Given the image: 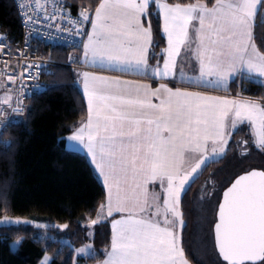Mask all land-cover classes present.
Returning a JSON list of instances; mask_svg holds the SVG:
<instances>
[{"label": "snow or ice", "instance_id": "obj_1", "mask_svg": "<svg viewBox=\"0 0 264 264\" xmlns=\"http://www.w3.org/2000/svg\"><path fill=\"white\" fill-rule=\"evenodd\" d=\"M153 14L166 37L159 59L152 51ZM257 14L264 19V0H100L94 13L81 17L91 30L93 66L116 73L87 82L93 97L89 115L94 103L95 119L85 138L96 142L116 185L118 209L131 205L136 213L115 214L120 247L111 264H189L182 243L186 186L206 161L223 157L239 125L249 126L252 139L236 143L264 156V96L199 90L226 92L237 77L264 78V47L253 43L252 34ZM184 49L185 59L198 64V75L186 82L195 87L182 88L183 77L176 80ZM216 191L212 185L208 195L215 198ZM215 210L213 241L224 264H242V253L256 257L247 264H264V170H248L221 189Z\"/></svg>", "mask_w": 264, "mask_h": 264}, {"label": "trees", "instance_id": "obj_2", "mask_svg": "<svg viewBox=\"0 0 264 264\" xmlns=\"http://www.w3.org/2000/svg\"><path fill=\"white\" fill-rule=\"evenodd\" d=\"M65 1L74 12L81 6L96 10L100 3V0ZM150 19L154 49L158 50L165 45L161 22L155 14ZM0 28L17 40L21 38L13 0H0ZM253 39L258 48L264 47V19L259 14L254 21ZM40 49L52 63L50 73L43 77L45 91L28 102L24 117L13 118L0 129V218L22 217L35 225L0 228V264H39L47 254L52 259L50 264H96L104 260L110 248L107 222L94 228L93 255L77 258L75 252L88 241L85 225L95 220L105 204V188L88 159L65 146V138L86 119L87 106L75 84L73 65L68 63L69 51L45 46ZM229 92L258 95L264 93V86L240 78L231 84ZM251 139L247 127L235 133L227 154L208 164L183 197L186 228L182 243L191 264H224L214 247L213 222L208 238L213 261L207 263L197 256L198 248L201 255L208 251L206 234L199 227L200 216L210 214L216 220L215 204L220 190L248 170H264V156L259 149L249 150V145L236 143ZM212 185L217 190L215 198L208 195ZM19 239L22 241L14 250L11 244Z\"/></svg>", "mask_w": 264, "mask_h": 264}, {"label": "built area", "instance_id": "obj_3", "mask_svg": "<svg viewBox=\"0 0 264 264\" xmlns=\"http://www.w3.org/2000/svg\"><path fill=\"white\" fill-rule=\"evenodd\" d=\"M21 38L15 39L0 28V89L15 85L10 108L0 105V129L12 118L24 117L28 102L45 91L43 77L52 64L41 47L69 51L68 63L76 62L75 51H83L89 26L81 17L95 9L81 6L74 12L65 0H13ZM79 12V13H78Z\"/></svg>", "mask_w": 264, "mask_h": 264}, {"label": "crops", "instance_id": "obj_4", "mask_svg": "<svg viewBox=\"0 0 264 264\" xmlns=\"http://www.w3.org/2000/svg\"><path fill=\"white\" fill-rule=\"evenodd\" d=\"M253 26H254V22H253ZM90 31L91 30L89 29L88 35H89ZM252 34H253V30H252ZM88 35H87V38L85 40L83 51H80L76 54V62L73 65V70L75 73V84L81 90V92L83 94V97H84V100H85V103L87 106V117L85 120L79 122L73 128L72 133L69 134L65 138V146H66V149L68 151L79 153L81 155H84L88 159V161L90 162V164L92 165V167L94 169L96 176L98 177L99 181L102 183L103 187L105 188L107 198H106L105 204L99 209V212L102 213V217H103V220L101 223L107 222L110 226L111 241H110V248H109L104 260L99 262V263H96V264H111V261L114 258V254L117 252L118 248L120 247V241H119L118 236L116 235V233L114 232L113 227H112V225L116 222V219H117L115 214L118 211L121 213L122 216H126L129 214L135 215L136 213H135V211L131 205L124 206V207L118 209V207L116 205V200H115L116 192H117L116 185H115L112 177L109 175L108 169L100 161V156L98 155L97 149L95 147L96 142L90 141L89 139L85 138L87 135V128L89 127L90 120L95 119V104L94 103H93V114L91 117L89 115V102L91 100H93V97L91 94V90L86 86L87 82L92 80V79H101L105 76L116 75V73L104 72L100 68L93 66L92 59H91V45H90V41L88 39ZM164 40H165V45L163 47H161L158 50H155L154 47L152 49V51L155 52L157 59H159L163 49L166 47V37L165 36H164ZM153 42H154V38H153ZM253 43H254V39H253ZM186 53H187V49L182 50L181 57L178 58V61H177L176 80L178 83L179 79L181 77H183V79L185 80V83L179 85L182 88L195 87V86H189L186 82L189 79H195L196 76L198 75V64H197V62L195 61L194 58L185 59ZM149 63L151 66H155V64H156V60L152 59L151 53H150V57H149ZM161 67H162V61H161ZM240 78H244V79H247L250 81L258 82L264 86V78H262V77H258L255 75H252V76L244 75V76L237 77V79H240ZM123 79L142 80V82H147V83L152 84L153 87H155L156 83H157L154 80H143V78L135 77V76H124ZM164 82H168V81L165 80ZM232 83L233 82L229 83V90L226 92L219 90V89H213L211 87L201 88L199 90L204 91L205 93H207L209 95L233 97L236 95L229 92ZM15 88H16L15 85L12 83L7 85L6 88H4V84H3L2 88L0 89V93L5 94L6 92L12 91L13 96H12L11 100H9L8 102H3V103L0 102V105H3L4 107L7 106L6 108H9L13 105L14 99H15ZM85 93H88V95L86 96ZM243 96L257 99V98L264 96V93L258 94V95H248V96L243 95ZM13 120L14 119L12 118L11 121H13ZM243 127H247L249 129V131L251 132L248 125H246V124L239 125L235 130L232 131V139H233V136L235 135V133H237ZM232 139L229 141V146H230ZM228 150H227V152H228ZM106 159H107V157H106ZM210 163H212V162L206 161L205 165H202L201 169L199 170L200 174L205 169V167ZM191 185H192V182H190V187H191ZM150 187H154V188H156L157 191H159V185H154V186H150ZM186 187L190 188L189 186H186ZM125 191H126V189L124 187H122L121 192L123 193ZM185 193L182 194V197H181V209H182V202H183V197H184ZM183 233H184V231H183ZM183 233H182V238H183ZM182 241H183V239H182ZM50 263H51V261H50ZM189 264H191V263L189 262Z\"/></svg>", "mask_w": 264, "mask_h": 264}, {"label": "rangeland", "instance_id": "obj_5", "mask_svg": "<svg viewBox=\"0 0 264 264\" xmlns=\"http://www.w3.org/2000/svg\"><path fill=\"white\" fill-rule=\"evenodd\" d=\"M9 84H11V83H9ZM4 88H6V87H4ZM12 96H13L12 91L6 92L5 94L0 93V102H2V103L8 102L9 100H11ZM16 120H19V119H16ZM226 153H227V151H226ZM224 155H223V157H224ZM219 159H221V158H219ZM200 218L201 219H200V226L199 227L203 228L202 229L203 235L206 234L205 235L206 240H204V242L205 241L207 242L208 251L205 255L204 254L201 255V253H199V248H198L196 251V254L198 257L203 258L204 262L211 263V261H208V260L213 261L212 253L210 252L208 238L210 237V228L212 226V222H213L214 218L213 217L211 218L210 214H208V216H207L206 214H202V213H201ZM102 220H103L102 213L98 212L95 220H93V222L85 225V227H87V229H88V241L83 243V245L80 246L79 248H76L75 253H76L77 258L78 257H86V256H90L91 254L92 255L94 254V244L92 242L93 237H94L93 236L94 228H95V226L99 225L102 222ZM29 225H35L34 221L27 219V218L11 217V216H5V217L0 218V228L1 227H24V226H29ZM63 228H65V227H63ZM21 241H22V239H19V240L12 242V244H11L12 248L14 250H16L18 248L19 244L21 243ZM197 242L199 243L198 240H197ZM50 261H51V256L49 254H47L44 256V258L40 261L39 264H50Z\"/></svg>", "mask_w": 264, "mask_h": 264}, {"label": "water", "instance_id": "obj_6", "mask_svg": "<svg viewBox=\"0 0 264 264\" xmlns=\"http://www.w3.org/2000/svg\"><path fill=\"white\" fill-rule=\"evenodd\" d=\"M253 170H261V169H253ZM245 174V173H244ZM238 178V177H237ZM234 182V181H233ZM218 216V214H217ZM217 219V217H216ZM213 231H214V227H213ZM217 253H218V250L216 249ZM219 255V254H218ZM220 257V256H219ZM255 255L254 254H251V253H242L239 257V259L242 261V264H247V262L249 260H253L255 259ZM220 259L222 260V257H220Z\"/></svg>", "mask_w": 264, "mask_h": 264}]
</instances>
